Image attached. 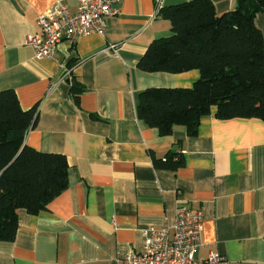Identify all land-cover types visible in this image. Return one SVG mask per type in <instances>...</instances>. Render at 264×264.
I'll return each mask as SVG.
<instances>
[{"label":"crops","instance_id":"obj_1","mask_svg":"<svg viewBox=\"0 0 264 264\" xmlns=\"http://www.w3.org/2000/svg\"><path fill=\"white\" fill-rule=\"evenodd\" d=\"M185 1L123 0L105 35L63 41L39 59L27 40L56 0H0V92L14 89L24 109L37 107L26 144L69 163L65 191L38 214L18 211L15 239L0 241V264H124L125 254L143 251L146 228L173 222L185 204L204 214L198 257L264 264V122L222 119L213 107L195 135L182 125L162 135L138 116L141 91L189 88L201 76L138 67L154 40L172 34L158 8ZM212 1L218 14L238 4ZM68 3L74 11L76 1ZM255 21L264 37V12ZM170 152L183 164L155 165Z\"/></svg>","mask_w":264,"mask_h":264},{"label":"trees","instance_id":"obj_2","mask_svg":"<svg viewBox=\"0 0 264 264\" xmlns=\"http://www.w3.org/2000/svg\"><path fill=\"white\" fill-rule=\"evenodd\" d=\"M260 12H264V0H238L234 9L222 14L212 0L159 7L158 13L171 23L172 34L154 40L138 67L169 73L198 69L201 76L189 88L141 91L139 118L159 128L162 135L171 134L176 125L195 135L213 107L222 119L264 122V37L255 21ZM78 86L74 80L75 92L81 90ZM37 119V107L24 109L14 89L0 92V241L15 239L20 209L38 214L69 186L67 157L39 151L25 142ZM183 161L182 155L170 152L155 158V165L176 169Z\"/></svg>","mask_w":264,"mask_h":264},{"label":"built area","instance_id":"obj_3","mask_svg":"<svg viewBox=\"0 0 264 264\" xmlns=\"http://www.w3.org/2000/svg\"><path fill=\"white\" fill-rule=\"evenodd\" d=\"M69 1L56 0L40 14L41 31L27 40L37 58L52 57L63 41L74 44L92 33L105 35L107 18L119 13L123 0H75L74 11ZM115 47L110 45L107 50ZM203 229V211L181 205L173 222L167 220L159 227L146 228L143 251L127 253L122 261L124 264H229L226 256L216 252H210L207 258L197 256L198 248L203 245Z\"/></svg>","mask_w":264,"mask_h":264}]
</instances>
